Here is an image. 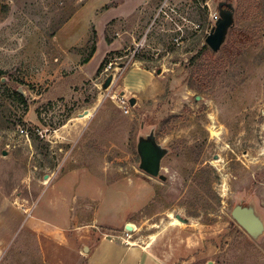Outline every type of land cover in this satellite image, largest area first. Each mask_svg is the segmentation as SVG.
<instances>
[{"label": "rangeland", "instance_id": "374dc122", "mask_svg": "<svg viewBox=\"0 0 264 264\" xmlns=\"http://www.w3.org/2000/svg\"><path fill=\"white\" fill-rule=\"evenodd\" d=\"M222 2L236 8L235 26L215 53L205 42ZM94 44L108 63L90 72ZM132 68L150 74L126 97ZM58 129L65 137L54 144ZM151 133L168 150L166 181L140 168L138 141ZM263 150L264 0H0V190L11 199L34 210L45 187L64 180L73 190L72 174L89 180L83 192L94 200L76 211L78 224L95 213L130 218L132 239L170 264H256L264 237L252 239L231 214L253 202L264 217ZM96 232L93 243L108 233ZM42 250V236L26 229L1 264H47Z\"/></svg>", "mask_w": 264, "mask_h": 264}, {"label": "crops", "instance_id": "0c3cea01", "mask_svg": "<svg viewBox=\"0 0 264 264\" xmlns=\"http://www.w3.org/2000/svg\"><path fill=\"white\" fill-rule=\"evenodd\" d=\"M110 44L112 49L110 51H115L119 47V43L116 40ZM99 55L98 49L86 63L85 67L88 68L94 59L99 58L96 67L90 72L99 70L104 60L103 56ZM147 74L150 73L140 68L126 70L121 83V94L125 92V96L127 97L130 92L144 88L142 79L143 77L147 78L145 77ZM86 77L88 79L91 78L90 75ZM68 123L78 126L83 125L80 127L84 130L90 122ZM63 127H66V129L71 128V133H76L69 125ZM54 133H56L55 138H53L54 144H58V137L65 136L61 135L60 129ZM81 170L86 171L87 166L83 165ZM68 178L75 179V182L73 180L71 186L74 187L73 190L64 191L61 189L64 180L55 182L57 184H53V186L45 187L42 197L44 203L36 209L33 208L34 210H32V207L25 206L23 200L20 198L11 199V197L0 190V264L18 237L26 229L33 230L42 236V252L44 253V257H46L47 264H52L54 261H56V264H78L84 259H86V264H170L155 245L153 246L150 243L142 245L135 240L132 244L126 243V226L133 224L130 218L114 219L112 216L101 217L100 214L95 213L91 221L78 224L76 220L78 221L79 214L76 211L81 209L82 204L93 202L94 200L90 195L83 192V188L87 186L89 180L75 178L72 174L68 175ZM96 186L94 193L98 195L99 192ZM73 223H75L76 229L81 230L80 234L73 231L75 233L74 237L70 238L65 232ZM103 228L108 233H102V237L93 243V235L97 233L96 231ZM122 228H124V231H114ZM47 241H53L59 247ZM262 245L264 247V243ZM80 246H83V252L89 246L87 248L88 252H90L87 256H81L78 249ZM256 264H264V250H262V255L258 258Z\"/></svg>", "mask_w": 264, "mask_h": 264}, {"label": "water", "instance_id": "95a60500", "mask_svg": "<svg viewBox=\"0 0 264 264\" xmlns=\"http://www.w3.org/2000/svg\"><path fill=\"white\" fill-rule=\"evenodd\" d=\"M236 8L233 4L222 2L219 5V19L211 29L205 44L215 53L219 52L225 45L230 30L235 26ZM160 74L161 71H158ZM114 82L113 75H109L102 85L103 90H108ZM20 94L24 96L22 89ZM132 106L136 105V99L129 100ZM138 153L140 156V168L146 174L153 178H159L166 181V176L162 174V161L168 154V150L156 142L154 133L147 137H141L138 141ZM6 155V152H4ZM49 176H46V179ZM233 220L254 240H260L264 237V217L257 210L256 205L252 202L247 205L238 204L234 207L231 214ZM183 223H188L180 216L177 217ZM126 230L133 231L132 226H126ZM88 252V248H85Z\"/></svg>", "mask_w": 264, "mask_h": 264}, {"label": "built area", "instance_id": "2783aa9c", "mask_svg": "<svg viewBox=\"0 0 264 264\" xmlns=\"http://www.w3.org/2000/svg\"><path fill=\"white\" fill-rule=\"evenodd\" d=\"M219 19V15L217 14L216 16H215V23H216V21ZM143 44H138L137 45V47L139 48V47H141ZM110 69H112V64H110L109 66H108V68L106 69V72H109L110 71ZM120 70H121V68H117V69H115V73H112L111 75H113V78L114 79H116L117 77H118V73L120 72ZM117 100L120 102V107H122L123 108V110H125V113H129V109H130V106H129V104H128V99L127 100H125V98H119V97H117ZM20 132H21V134L23 135V136H28V131L25 129V128H21L20 129ZM40 135H41V137H44L43 136V132H40ZM133 232L134 231H128V230H125V235H126V243L127 244H132L133 242H135L132 238H133Z\"/></svg>", "mask_w": 264, "mask_h": 264}, {"label": "trees", "instance_id": "16d2710c", "mask_svg": "<svg viewBox=\"0 0 264 264\" xmlns=\"http://www.w3.org/2000/svg\"><path fill=\"white\" fill-rule=\"evenodd\" d=\"M95 43H97V40L95 41ZM96 44H94L92 50H91V53H90V57L89 59L86 60V63L91 59V57H93L94 53L96 52ZM204 49H209L207 46H205ZM108 63L107 60H104L101 65H100V68H99V71L103 70L104 67L106 66V64ZM16 96L22 101V103H26V100H25V96H23L22 94L19 93V91H16L15 92Z\"/></svg>", "mask_w": 264, "mask_h": 264}, {"label": "bare ground", "instance_id": "6f19581e", "mask_svg": "<svg viewBox=\"0 0 264 264\" xmlns=\"http://www.w3.org/2000/svg\"><path fill=\"white\" fill-rule=\"evenodd\" d=\"M214 135H215V136H218L216 132H214ZM263 152H264V150H263ZM177 222H178V221H176V224H177Z\"/></svg>", "mask_w": 264, "mask_h": 264}]
</instances>
